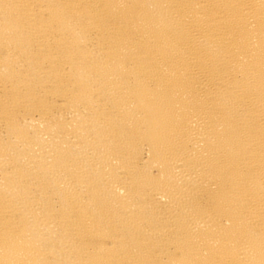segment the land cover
<instances>
[{
  "label": "bare ground",
  "instance_id": "6f19581e",
  "mask_svg": "<svg viewBox=\"0 0 264 264\" xmlns=\"http://www.w3.org/2000/svg\"><path fill=\"white\" fill-rule=\"evenodd\" d=\"M0 264H264V0H0Z\"/></svg>",
  "mask_w": 264,
  "mask_h": 264
}]
</instances>
